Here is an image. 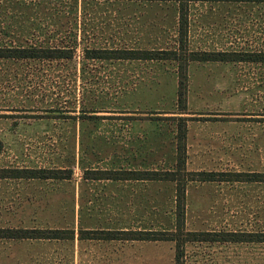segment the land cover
Listing matches in <instances>:
<instances>
[{"label":"rangeland","instance_id":"obj_1","mask_svg":"<svg viewBox=\"0 0 264 264\" xmlns=\"http://www.w3.org/2000/svg\"><path fill=\"white\" fill-rule=\"evenodd\" d=\"M188 5L190 51L264 53V4ZM178 26L175 2L0 0V48L74 52L71 60L0 59V169L73 171L63 181L0 179V228L78 233L110 220L121 227L134 215L137 228L173 230L174 183L148 182L150 191L137 195L144 200L130 207L109 200L88 208L87 187L116 195L117 186L143 183L85 179L88 171L121 166L173 170L177 127L170 117L191 119L189 171L264 174V63L192 62L181 115L177 63L87 57L99 49H177ZM186 213L190 231L264 233V182L189 183ZM76 237L0 239V264L121 261L118 243L82 244ZM140 245L151 264H174L173 243ZM185 252L184 264H264V243H195Z\"/></svg>","mask_w":264,"mask_h":264},{"label":"trees","instance_id":"obj_2","mask_svg":"<svg viewBox=\"0 0 264 264\" xmlns=\"http://www.w3.org/2000/svg\"><path fill=\"white\" fill-rule=\"evenodd\" d=\"M95 1H125V2H175L179 5L178 47L174 50H108L99 49L88 51L87 57L91 60H122V61H157L175 62L178 66V114H187L188 110V68L192 62H235V63H264V53H212L194 52L189 50V3H243L264 4V0H95ZM73 49L61 48H0V59L9 60H71ZM184 54V55H183ZM97 118V117H95ZM169 120V119H167ZM176 122V167L168 171H88L85 178L90 180L111 181H152L174 183L175 199V228L169 231H82L74 229H13L0 228V239L8 240H49L72 241L78 240H132L143 242H169L175 246L174 264H184L187 245L195 243L207 244H263L264 233L253 232H210L190 231L186 226L187 188L189 183L200 182H264L261 173H234V172H206L189 171L187 169V117H170ZM1 153V148H0ZM71 169H0V179L12 180H71Z\"/></svg>","mask_w":264,"mask_h":264},{"label":"crops","instance_id":"obj_3","mask_svg":"<svg viewBox=\"0 0 264 264\" xmlns=\"http://www.w3.org/2000/svg\"><path fill=\"white\" fill-rule=\"evenodd\" d=\"M124 168V166H121L120 168H116L117 171L120 170H125V171H152V170H147L146 168L144 170H131L130 167H127L125 169H121ZM142 169V168H141ZM93 171H98V170H93ZM102 171H107V170H102ZM116 171V170H113ZM157 171V170H155ZM86 180H90L85 178ZM90 181H94V182H110V183H115V182H121V183H135V184H142L141 186H130V185H120L115 187V193H117L116 195L114 194L113 191L109 192L110 190H113L111 188H107L105 186H103V188H100L101 186L96 185L95 188H88L86 190V194L90 195L89 197L86 198V195L83 196V198L81 199V205L82 203L85 202V198H86V203L88 204V208L96 203H104L106 201H113L117 204L119 203H125L126 206L130 207L129 205L135 203L137 200H139L142 196L137 197V195H145L146 191L149 190L150 191V187L149 185H145L149 183H155L158 185L162 184V183H168V182H152V181H134V180H126V181H111V180H99V181H95V180H90ZM175 188V185H174ZM84 190V189H82ZM108 191V193H107ZM174 193L176 194V191L174 190ZM83 194V192L81 193ZM127 195V197H123L120 195ZM84 195V194H83ZM94 195V197H93ZM144 200V198H141V200ZM175 199H176V195H174V204H175ZM140 200V201H141ZM174 211H175V207H174ZM112 213H110L111 215ZM130 214V213H129ZM127 217H129L127 215ZM133 220L134 222L129 223L131 224V226L129 224H125L124 226H114L111 227L110 226V221L108 222V227L105 226H93V225H85V227L81 226L79 229L82 231H120V232H131V231H159L158 229H151L149 227H139L137 228V226L141 225L140 223H138L137 220H135V216L133 215ZM175 228V227H174ZM75 230V229H74ZM172 230V229H171ZM174 230V229H173ZM76 231V230H75ZM77 233V232H76ZM77 239V237H76ZM82 244L83 243H118L120 246H122V250H121V261L120 262H116L115 264H151V259L153 258L151 255L146 256V254L143 252H139L136 250L137 246H142L140 244H145L148 246H157L158 244H162V243H169V242H143V241H132V240H92V239H86V240H81ZM175 247V246H174ZM175 255V254H174ZM119 256V255H118ZM117 256V257H118ZM116 257V258H117ZM156 258V256H155ZM175 259V258H174ZM106 264V263H105ZM107 264H114V263H107Z\"/></svg>","mask_w":264,"mask_h":264}]
</instances>
